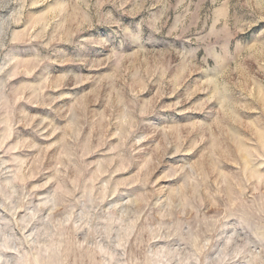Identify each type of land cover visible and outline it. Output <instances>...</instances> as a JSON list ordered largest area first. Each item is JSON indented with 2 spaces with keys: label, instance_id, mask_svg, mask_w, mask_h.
I'll return each mask as SVG.
<instances>
[{
  "label": "rangeland",
  "instance_id": "374dc122",
  "mask_svg": "<svg viewBox=\"0 0 264 264\" xmlns=\"http://www.w3.org/2000/svg\"><path fill=\"white\" fill-rule=\"evenodd\" d=\"M0 264H264V0H0Z\"/></svg>",
  "mask_w": 264,
  "mask_h": 264
}]
</instances>
